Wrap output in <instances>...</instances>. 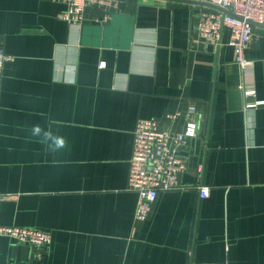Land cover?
<instances>
[{
  "label": "crops",
  "instance_id": "crops-1",
  "mask_svg": "<svg viewBox=\"0 0 264 264\" xmlns=\"http://www.w3.org/2000/svg\"><path fill=\"white\" fill-rule=\"evenodd\" d=\"M63 9L0 0L12 56L0 75V225L52 235L43 245L0 235V264H264V26L253 25L243 71L228 28L219 42L199 37L201 13L224 12L208 0H118L107 20L90 8L81 25ZM191 102L199 134L180 150V187L159 191L138 221L137 121L166 128ZM34 125L66 147L48 150Z\"/></svg>",
  "mask_w": 264,
  "mask_h": 264
},
{
  "label": "built area",
  "instance_id": "built-area-1",
  "mask_svg": "<svg viewBox=\"0 0 264 264\" xmlns=\"http://www.w3.org/2000/svg\"><path fill=\"white\" fill-rule=\"evenodd\" d=\"M65 5L59 17L71 25H81L90 8L103 11V21L107 20L117 8L118 0H57ZM213 4L231 11L201 13L197 25L199 37L219 42L223 30L230 31L229 44L235 52V62L243 71H249L253 60L247 51L255 42L253 22L264 24V0H208ZM101 18H97L100 20ZM12 56L5 52L0 38V75ZM244 88L245 95L254 94L252 88ZM1 94V84H0ZM248 104L247 106H254ZM196 105L191 102L185 114L180 111L167 113L171 125L161 128L159 121L152 118H140L134 131V150L130 162L128 188L138 193L135 219L143 221L149 216L159 191L180 187V174L187 169V162L180 150L188 145L191 138L198 136L197 123L190 119ZM185 118L186 126L179 129L178 124ZM200 194L208 196L209 188L199 186ZM0 235L13 237L21 242L43 245L52 241V235L46 231L18 225H0ZM203 264H228L227 262H207Z\"/></svg>",
  "mask_w": 264,
  "mask_h": 264
},
{
  "label": "clouds",
  "instance_id": "clouds-1",
  "mask_svg": "<svg viewBox=\"0 0 264 264\" xmlns=\"http://www.w3.org/2000/svg\"><path fill=\"white\" fill-rule=\"evenodd\" d=\"M31 135L39 137L40 142L52 152H56L66 147V140L58 133H54L51 129H44L40 125H34L31 128Z\"/></svg>",
  "mask_w": 264,
  "mask_h": 264
},
{
  "label": "water",
  "instance_id": "water-1",
  "mask_svg": "<svg viewBox=\"0 0 264 264\" xmlns=\"http://www.w3.org/2000/svg\"><path fill=\"white\" fill-rule=\"evenodd\" d=\"M215 5V4H214ZM218 9L224 11V12H228V13H231V11H229L228 9H225L223 7H220V6H217L215 5ZM253 25H258V26H264V24H260V23H257V22H253Z\"/></svg>",
  "mask_w": 264,
  "mask_h": 264
}]
</instances>
